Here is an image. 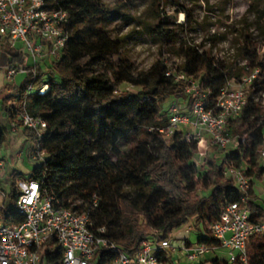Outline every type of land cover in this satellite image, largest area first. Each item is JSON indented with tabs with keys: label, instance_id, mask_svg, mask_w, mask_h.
<instances>
[{
	"label": "trees",
	"instance_id": "1",
	"mask_svg": "<svg viewBox=\"0 0 264 264\" xmlns=\"http://www.w3.org/2000/svg\"><path fill=\"white\" fill-rule=\"evenodd\" d=\"M54 2L70 16L59 58L51 60L46 52L41 62L23 66L25 75L18 83L8 80L0 90V117L6 118L0 122V144L8 143L15 126L31 141L26 148L29 159L37 142L44 152L41 161L31 162L34 165L26 178L16 169L5 173L10 187L2 202L8 201L10 206L0 207L3 222L13 224L23 219L15 208L17 182L35 179L44 195L55 198L56 206L88 213L94 229L105 226V236L130 258L143 239L155 238L156 231L160 239H166L186 221L197 241L216 245L208 226L218 219L225 204L241 196L232 177L225 173L231 167L249 179L250 220L264 219V208L256 203L259 196L254 190L256 182L264 183V157L260 154L264 150V58L259 56L252 36H243L239 53L244 63L236 66L203 51L202 44L180 40L167 30L165 18L158 12L153 15L154 22L145 25L164 48L180 41L183 60L178 69L196 79L207 94V107L213 106L228 80L237 82L259 69L245 105L228 125L229 134L236 138L235 146H212L204 161L196 164V141H187L183 132L166 136L156 130L168 123L170 100L191 105L184 82L165 74L161 58L136 77L131 75L133 65L122 57L118 65L105 71L95 69L96 65H106L111 55L121 53V38L112 36L108 28L118 9L108 7L104 0ZM178 11L186 13L184 8ZM216 38L210 37L212 41ZM3 57L6 54L0 51L1 67L6 65L1 64ZM124 83L137 91L121 89ZM43 84L47 89L40 92ZM23 113L46 121V132L39 140L23 125ZM150 127L153 129L148 130ZM42 250V264H61V249L53 241L45 243ZM246 258L249 264H264V234L248 238ZM164 261L182 264L173 256H165ZM206 262L243 264L217 256L187 264Z\"/></svg>",
	"mask_w": 264,
	"mask_h": 264
},
{
	"label": "built area",
	"instance_id": "2",
	"mask_svg": "<svg viewBox=\"0 0 264 264\" xmlns=\"http://www.w3.org/2000/svg\"><path fill=\"white\" fill-rule=\"evenodd\" d=\"M69 19V13L58 8L54 0H0V36L19 40L33 64L41 60L46 52L51 60L59 58L67 40L65 28ZM162 60L165 74L176 82H184V92L190 95L191 105L188 106L183 100H170L168 123L156 130L166 136L183 132L187 141H196L195 157L199 161L194 159L196 164L204 161L212 146L224 149L235 146L236 138L229 134L228 125L245 105L248 88L257 78L259 69L244 74L237 82L228 80L213 100V106L207 107V94L196 79L178 68L166 65ZM22 71L23 67L10 65L5 70V76L11 79ZM127 85L134 87L132 84ZM46 86L43 84L39 91L43 92ZM21 117L23 125L35 133L37 140L45 134L47 124L44 119L27 113ZM178 125L185 126L186 130L178 128ZM260 154L264 157V150ZM43 156L44 152L37 142L30 161H41ZM5 170L6 163L0 158V178L4 176ZM225 173L232 177L241 196L225 204L218 219L208 226L209 235L218 244L192 243L184 236L182 246L177 247L170 237L160 239L156 231L155 238L142 240L133 258L105 236V226L94 229L88 213L56 206L55 198L44 195L37 180L21 179L17 182L19 194L15 208L23 219L9 224L0 217V264H42V248L49 241L61 249V264H168L164 261L165 256L189 263L207 259V255L219 250L226 252L228 262L239 260L249 264L246 258L248 238L253 234H264V219L260 222L250 220L246 195L249 179L237 168H228ZM0 196L3 201L5 193L1 190ZM93 201L95 204L96 199ZM185 232H190L189 226ZM102 255L106 259L107 255H111V259L101 260Z\"/></svg>",
	"mask_w": 264,
	"mask_h": 264
},
{
	"label": "rangeland",
	"instance_id": "3",
	"mask_svg": "<svg viewBox=\"0 0 264 264\" xmlns=\"http://www.w3.org/2000/svg\"><path fill=\"white\" fill-rule=\"evenodd\" d=\"M104 2L108 7L118 9L119 13L110 20L108 28L112 36L121 38V53L108 57L106 65H96L97 70L105 71L110 65H118L121 57L133 65L131 75L134 77L148 70L159 58L164 59L166 65L178 68L183 60L180 41L164 48L155 40L153 33L146 29V23L154 22L153 15L156 12L165 18L167 30L174 32L180 40L185 38L194 44H202L203 51L236 66L244 63L239 53L243 36H252L259 56L264 58V0H155L153 5L151 0H104ZM182 8L186 13L178 11ZM211 36L217 38L212 41ZM1 44L2 41L0 46ZM21 51L26 56V50ZM43 68L45 69V64ZM121 89L137 91L136 87H131L127 83L122 84ZM1 118L6 121L5 117ZM178 128L186 130L183 125H178ZM15 130L16 133L13 134L12 131L9 135L8 143L0 144V158L6 163L5 173L16 169L22 173L23 178H26L34 164L25 152L23 145L25 136L22 135L21 139L20 129ZM233 147L231 145L229 148ZM211 149L210 147L208 151ZM194 159L199 163L198 158ZM0 181L1 191L7 194L10 187L8 175L4 174ZM254 188L258 192L259 201L264 204V183L256 182ZM3 205L10 206L8 201L3 204L0 196V207ZM188 226L190 223L186 221L171 231L169 237L174 246L181 247L184 236L192 243L197 241L194 230L186 234ZM219 256L225 257L226 253L220 250ZM201 260L206 259L197 261ZM181 261L182 264H187L184 260Z\"/></svg>",
	"mask_w": 264,
	"mask_h": 264
},
{
	"label": "crops",
	"instance_id": "4",
	"mask_svg": "<svg viewBox=\"0 0 264 264\" xmlns=\"http://www.w3.org/2000/svg\"><path fill=\"white\" fill-rule=\"evenodd\" d=\"M0 41H2V44H1L2 46H0V51L4 52L6 54V57L1 58V64H6V65L4 67L0 66V90H2L4 84L6 82H8V80H13L15 83H18L23 78V76L25 75V71L17 72L13 77H11V79H7L5 76V70L8 66L11 65V66H16V67H19V66L23 67L24 65H33V63H32L33 61H32V58L29 56L27 51H26V56H24L22 54L21 50L24 48H23L22 43L20 41H16V40L13 41V40H10L9 38L2 37V36H0ZM18 42H20L21 44H19ZM39 61L41 62V60H39ZM0 122H5V120L0 117ZM17 128L20 129L19 131L21 132V139H22V135H23L22 130L20 127H17ZM12 131H13V134L16 133L15 128H13ZM11 142H12V140H11ZM30 143H31V141H29L27 139L23 140L25 152H26L27 146ZM254 190H255V188H254ZM255 192L258 194V192L256 190H255ZM256 203L259 206H261L262 208H264V204H262L259 201V199L256 201ZM186 238H188V237H186ZM219 251L212 253L210 255H207L206 258L208 259L209 256L210 257L217 256L218 258L227 259L226 256L225 257L219 256Z\"/></svg>",
	"mask_w": 264,
	"mask_h": 264
},
{
	"label": "bare ground",
	"instance_id": "5",
	"mask_svg": "<svg viewBox=\"0 0 264 264\" xmlns=\"http://www.w3.org/2000/svg\"><path fill=\"white\" fill-rule=\"evenodd\" d=\"M47 89V86L44 88L43 92Z\"/></svg>",
	"mask_w": 264,
	"mask_h": 264
}]
</instances>
